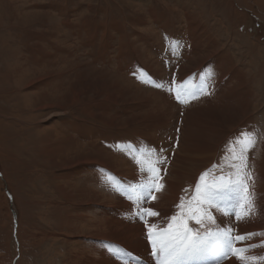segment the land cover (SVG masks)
<instances>
[{
  "label": "rangeland",
  "instance_id": "1",
  "mask_svg": "<svg viewBox=\"0 0 264 264\" xmlns=\"http://www.w3.org/2000/svg\"><path fill=\"white\" fill-rule=\"evenodd\" d=\"M184 223L187 264H264V0H0V264H166Z\"/></svg>",
  "mask_w": 264,
  "mask_h": 264
},
{
  "label": "snow or ice",
  "instance_id": "2",
  "mask_svg": "<svg viewBox=\"0 0 264 264\" xmlns=\"http://www.w3.org/2000/svg\"><path fill=\"white\" fill-rule=\"evenodd\" d=\"M175 46V44L173 45ZM211 75V73H210ZM179 98V96L177 97ZM249 144H251V141L248 142ZM237 159L240 160V167H246V157L241 153L238 157H236ZM153 171H155L153 169ZM206 175V174H205ZM246 175L250 178L251 174L250 173H246ZM204 176H201V180H203ZM160 186H157V190L159 189ZM234 188H229L226 185L221 186L220 189H218L217 191H206L204 194V198L205 200H207L209 203L212 202V197L216 196V195H224L227 196V194L231 191H234ZM245 191H247V187L245 186L244 188ZM197 191H200V186H197ZM155 197H153L154 199ZM179 207H183V204L179 205ZM254 207V205L249 202L248 204V209L249 212L246 214H250V210ZM219 210V209H218ZM141 214L143 215H147V216H156L157 213L155 211H152L151 209H146L144 210ZM211 218V217H209ZM173 221H175L177 219V217H172ZM197 223H200V220L197 218ZM154 227V226H153ZM173 227L172 224L169 225V229H171ZM192 231V229H190L186 223H184L182 225V230L174 233L171 236V240L175 241L176 243H171V242H164L161 241V250L165 253V261L166 264L167 262H173V264H178L179 261H181L185 256L190 255L193 251L198 250V248L200 247V245L195 242V241H191L190 238L188 237V233H190ZM207 235H219L223 237V243L227 248V251L223 252V256L226 257L228 255L229 252H231L232 254H235L237 256L238 259H241V253H243L244 251H246V248H232V244L234 241H244L246 239L249 238V236L254 235V234H247V235H238L236 237H232L230 235V230H224L223 232H218L217 234H212L209 233ZM149 238L152 239V243H153V247L156 248L157 245V240L156 238L152 235V229H149Z\"/></svg>",
  "mask_w": 264,
  "mask_h": 264
},
{
  "label": "bare ground",
  "instance_id": "3",
  "mask_svg": "<svg viewBox=\"0 0 264 264\" xmlns=\"http://www.w3.org/2000/svg\"><path fill=\"white\" fill-rule=\"evenodd\" d=\"M77 100V99H76ZM75 102V101H74ZM36 142V141H35ZM84 165V164H83ZM175 195V194H174ZM241 201V200H240ZM142 203V202H141ZM139 205V204H138ZM143 205H146V201L144 200L143 201ZM233 205V204H232ZM141 206V205H139ZM247 208V206L243 205L242 207L236 203V213L234 214L235 215V218L236 220H238V225H240L242 222L246 221V214H245V210L244 208ZM231 209H233L231 207ZM251 211V210H250ZM137 212V213H136ZM133 213V212H131ZM142 213V208L139 209V210H136L135 211V214H141ZM131 215L130 214V220H132V218H134V215ZM229 216V215H228ZM251 216V215H250ZM143 217V214H141V216L139 217L138 221L141 220V218ZM251 219V218H250ZM229 220V218H228ZM249 221V220H247ZM252 222V221H251ZM226 224V223H225ZM255 224V223H254ZM132 225V223L130 224ZM220 225V224H219ZM243 225V224H242ZM252 225V224H251ZM246 226V225H244ZM249 226V225H248ZM253 226V225H252ZM226 228V227H225ZM221 230V229H219ZM216 231V230H215ZM256 231V230H255ZM258 232V231H257ZM261 233V232H260ZM259 233V234H260ZM111 234L112 236H117L120 238V236H122L121 238H123V241L122 242H119L121 243V245H117V247L115 248V251H121V253L119 254H122L124 255V253H129V252H134L138 255H141V256H145V257H148L149 256V249L147 247V244H146V241H145V238L143 236L144 234V229L142 228V226H140V224L138 226H136V228L134 226H130L129 228H122V226L120 227H117V229H114L112 228L111 229ZM264 233H262L263 235ZM213 237V236H212ZM214 239V238H213ZM250 240V239H249ZM252 240V239H251ZM245 241V240H244ZM248 241V240H247ZM255 242V241H254ZM118 243V242H117ZM238 243V241H237ZM245 243V242H244ZM259 244V243H258ZM252 245V244H251ZM127 246L129 247L127 249ZM221 245L219 244L216 248H214V252L217 251V248L220 247ZM225 246V245H224ZM246 246V245H245ZM113 247V246H112ZM260 247V246H259ZM236 248V246H235ZM258 248V247H257ZM122 249H126V250H122ZM227 248L225 247L224 250H226ZM108 251V249H107ZM221 250H219L217 253H219ZM263 251V250H262ZM222 252V251H221ZM250 252V251H249ZM109 253H112V255H115V257L119 254H115L114 253V249H111L109 248ZM229 254V253H228ZM245 254V253H244ZM104 257H105V260H108L106 261V264H126L124 261H117V263H113V262H109V259H111V257H108L106 255V253H104ZM113 257V256H112ZM217 258L216 255H213L212 257H210V259L208 260V262H210L211 264H214V262H212L213 259ZM114 259V258H113ZM112 259V260H113ZM229 260V259H228ZM238 260V259H237ZM217 261V260H216ZM227 261V260H226ZM187 264L186 261H185V257L178 262V264ZM221 263V262H220ZM167 264H173V262H168ZM224 264H231V262H226Z\"/></svg>",
  "mask_w": 264,
  "mask_h": 264
}]
</instances>
